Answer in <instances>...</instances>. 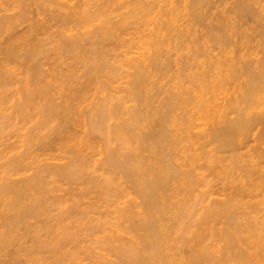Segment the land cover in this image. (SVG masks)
I'll use <instances>...</instances> for the list:
<instances>
[{
	"label": "bare ground",
	"instance_id": "6f19581e",
	"mask_svg": "<svg viewBox=\"0 0 264 264\" xmlns=\"http://www.w3.org/2000/svg\"><path fill=\"white\" fill-rule=\"evenodd\" d=\"M10 1L12 6H14L16 10L19 9V11L11 17L0 18V20L2 19V22L0 21L2 23L0 27L4 26L5 28V25L10 27L12 24L18 26L17 24L19 22L22 23L23 21L24 23V21L27 20V15L30 11L32 14V11L35 12L39 9L36 6H34L33 9V4L36 5V1H34L36 3H32V0H30L31 2L29 0ZM28 1L30 2L29 5ZM46 1L50 2L49 0ZM59 1L60 0H58V2ZM86 1L88 2V0H84V5H77L79 3L71 5L68 3L67 5L66 2L60 4L61 2L58 3L54 0L57 5H60H58L59 8L55 5L59 10H56L54 15L48 16L46 21L48 23L40 22L38 19H36V22H33L31 18L32 25L30 27L27 25L28 34L26 33L27 30H24L27 35L20 34L18 37L15 36L18 39L20 38V42H15L8 48L4 47L6 49L3 51L4 63L3 59L0 61V82L8 78L6 77L8 70L2 72V69L6 70L8 68L7 66H9V62H14L18 58H22V63L27 64L34 56H38V58H36L38 61L39 57H41V53L39 54V52H42L40 51L42 49V44L47 41V39L45 41L43 38L41 39L42 41H40V38L37 36L41 34L38 35V33H40V31L41 33L43 31L46 32L48 27L51 29L52 26L50 27L48 24L50 21H55L59 24L57 26L61 28L60 31L57 29L60 40H58L57 43L59 42L61 46H59V48L57 46L58 49L55 50L56 52L59 51L60 55L55 52V58L57 56V60H60L66 53V55H68H65L67 58L74 56L72 61H75L74 58L77 59V57L84 58L83 62L86 64L83 62L81 64L76 63L75 65L79 64L82 68L84 67L83 70H79L82 68L78 66V69L75 68L77 66L73 65L72 67L74 68L72 69L71 67L72 70L69 68L71 71L69 69V71L66 70L70 74L67 72L64 74V71H61L63 67H59L61 69L58 72L56 71V75L58 73L60 74V72L64 75H55L56 78L58 76L60 77L59 79L54 77V79L62 82L61 84L65 87L60 86L59 82L58 84L60 87L57 85L59 88H51L52 93L55 91L53 95L58 97H52L50 92L51 89H48L49 85H52L50 84L52 81L50 83L45 82L43 86L40 83L39 85L41 86L34 90L35 85L32 87L33 89L31 88L34 91L28 88L30 83H27V88L24 89V91H26L24 94L25 98H21L20 100L22 103L18 104V108H15L18 109L17 111L21 113L24 118V116L28 114H25V111L28 110V105L33 98H37L35 102L38 100L39 102L40 100L45 102L39 103L41 105L43 104L42 110L39 109V111L35 108L37 114L38 111L43 113H39L41 114L39 115L40 121L38 120L39 123H37L40 124L41 127H44V125L46 127V125H48L47 123L51 122V124H53L56 122L54 126H60L61 129L59 128L60 130L58 131L63 130L64 136L61 135L62 131L59 132V135L56 127L55 131L58 135L54 132L55 135H52L54 139H49V142H40L43 138L39 135L40 131L38 134L36 133L37 136H35L34 133V137L33 135L31 136L32 138L30 136L28 137H30L33 143V140L36 139L37 142V139L40 138V141L35 144V147L40 142L41 147H37L41 151H49V149L53 147L52 151L58 152L57 156L54 154L56 157H51V153L49 155L50 160L55 159L57 162L56 159H58L62 164H59V161L57 165L53 164L51 167L55 169L51 171H55L54 178L59 176L61 179L67 181L66 184H68V188L65 190L58 189L59 192L62 191L65 195L62 194V196L58 195L57 197L56 194V196L53 195L54 198H51L52 196L49 197L50 199L46 198L48 196L45 197V194L48 195V193H45L43 190L44 187L40 186L42 183L41 175L48 173L49 170L46 172V169H49L51 164H43L45 166H41V162L40 164H37L39 163L38 161L36 163L38 159H36V157L32 158V162H25L27 161L26 158L28 154L31 155V153H25V151L28 150L27 148L20 153L18 152V154L14 153L13 156H9V162L7 161L9 170L5 172V169L3 170L4 175L0 174L3 175L0 176V198L1 196L4 198L7 196L5 199H9L6 201L8 202L7 210L10 215L8 218L4 216L5 219L2 217L3 220L0 221L3 222V226H0V257L2 258L5 253L9 255L7 248H10V246L6 247L7 243L8 245H11L9 244L11 242H15L14 244L17 243L16 235L13 236L15 231L19 229L16 227L17 224L22 223V225H18V227H21L23 230L26 220L28 221L29 218L33 219L42 216L45 222L40 220L42 228L40 229L38 226L37 230L34 226L35 230H31V246L27 245L29 247L27 248L29 256L24 255L27 259L20 260L21 263L80 264L82 261L84 262L85 259L87 260L89 257L92 258L86 252L85 255L88 256H84L87 258L79 257L77 254L84 253L83 250L85 248L80 249L82 252H77V247H83L81 242H84L83 240L86 238H89V243L92 241L91 244H96V247L93 245L96 251H89L90 255L92 252L93 257L95 256L94 258H96V262L95 260L93 262L94 264H182L185 258L187 262L184 261L183 264H231V261L232 263L235 262L234 260H238V262L240 260L241 263L239 264H248L250 262L252 264L262 263L264 260V221L262 220V223H258L255 220L249 221L247 219L251 217L250 215L252 213L257 215L258 212V214H261L262 212L260 210H262V206L260 205L264 203V199H262L264 198V15L261 13L260 6V8H255V6L257 7L258 5L257 0H234L232 6L224 10L229 12V14H233L232 18L222 15L221 19H219L221 21H217L214 25H210V22H208L209 19L211 20L213 17V15L212 17L210 15L211 10L215 7L217 8L216 3L218 2L220 3L219 7H221V2L223 0H97L95 3L90 1L91 4H88V9L89 7L93 8H90L91 11H88L87 8V10L83 9ZM62 2H64V0ZM42 3L39 2L37 4H41L43 10L44 6L47 4L45 3L46 5H43ZM51 4L53 3L47 6L51 7ZM47 6L45 8L48 9ZM28 8L31 10L29 11ZM181 8L182 13L180 14ZM52 10L53 9H51V12ZM118 10H120V13ZM36 12L35 13L38 14L37 16H39L40 14L38 11ZM47 12L48 10H46V14L50 13ZM88 12H91L90 14L92 16L88 14ZM113 13H116L115 19L117 17L115 22H113L114 17H110ZM179 14L182 16L180 17ZM218 14L220 15L221 13ZM178 16L182 20V25L180 24L182 28H177V26H180L178 25L180 22H178V24L176 23V27L171 26L175 24L174 21ZM128 18L129 20L132 18V21L134 18V22H138L135 23V27L138 25L141 27L140 24L144 21L147 22L149 19L151 20H149L151 24H155V29H153L156 31L151 29L155 33V35L154 33L153 35L157 37L156 40L154 39L155 42H153L155 48L152 50L153 52L147 54V56L144 57L142 55L141 59H138V55L133 58L128 57L130 60L132 59V62L129 64L131 71L128 72L125 77V86L114 87L108 82V78H106L108 80L105 79L103 81L100 79L101 76L105 74L104 70H109V66L107 68L108 64H104L105 58L109 57L106 56L113 55L114 57H112V59L114 60L115 55H117L113 53L116 52V45L113 43L115 45V50L110 48L113 50L109 51V49H106L105 41L108 42V39L113 37L114 41H117L116 39L118 38L119 42L117 45L120 44L119 46L122 47V45L127 44L129 38L128 40L126 37L125 39L122 37L119 38L118 34H122V32H120L122 30L123 34L129 31V29H127V27L129 28L127 23ZM142 19L145 20L143 21ZM31 20L29 21L31 22ZM92 22H96L97 24L91 26ZM139 22L141 23L139 24ZM19 25L21 26V24ZM70 25L72 26L70 27ZM78 25H86L87 27L89 25L92 29L90 31L87 30V32L84 29L85 32L71 36L65 34L67 31L71 32V28L74 27L73 29H75ZM13 26L15 27V25H12V27ZM57 26L55 28H57ZM245 26L246 29L250 31V34L248 32V34L246 33L247 30L244 29ZM9 27L8 29H11ZM132 27L130 30H132ZM194 28H196L195 32H199L202 38L209 34L212 37H210L212 43L209 40L210 45H208L209 42L207 41V48H202L198 42V36L196 37L193 35V37H196L193 43L197 45L198 42L199 46H197L195 51L193 50L194 55L190 53L193 56L191 60H193L192 67L194 69H192L191 72L189 71L190 73L187 75H185L186 73H182L185 75H182L184 79L181 77L183 80L179 79L180 76H178V74L175 76V73L174 78L177 77L175 79L177 84H175L174 80H171L174 82L173 85L172 82H169L170 79H174L173 76H168L170 73L169 71L172 70L171 67H173L169 60L171 55L169 57L165 56H167V53L168 55L171 54L169 53L171 49L175 51L173 49L175 46L177 51L178 45L183 42L181 40L191 37L190 30L194 32ZM1 30L0 28V31ZM244 30L246 31L244 32ZM138 31L139 30L135 31V34L138 33ZM49 32L46 34L48 35ZM129 32L125 34H134L133 31L132 33ZM243 34H245V38L248 37L246 41L249 39L247 43L245 40L240 39L244 38L241 37ZM48 36L50 37L51 34ZM79 36H81V39L78 38ZM82 36L86 37V39L84 37L85 40L82 39ZM236 39H238V41ZM83 40H87V42L81 45V41L83 42ZM112 40L109 41V44L114 42ZM33 41L37 42L32 44ZM203 42L204 41H202V43ZM128 44L127 46L129 47L130 44ZM171 44L174 47L172 46L166 50L167 45L169 47ZM244 44L247 46H244ZM128 47L126 49L129 52L132 46H130L129 49ZM200 47L202 49H200ZM211 48L219 51V53L215 56L212 54V56L211 52L209 54L208 51V49L211 51ZM250 50L253 52H249ZM43 52L42 55L44 56L46 53L43 54ZM109 52H112V54H109ZM241 52H243L242 55ZM233 54L239 56L236 57ZM58 55L61 56L60 59H58ZM124 55L126 56V54H123V57H125ZM208 55H210V57ZM202 56L208 59L207 62L204 60L206 63L200 62L202 60L198 59ZM135 57L137 58L134 59ZM171 58L172 56L170 59ZM40 59L42 60L43 58ZM168 60L171 66L167 63ZM191 60L189 62H191ZM108 61H110V59ZM171 62L173 63L175 60ZM40 63V61L39 64L37 62L35 63L34 67H36V70H40ZM185 64L188 65L189 63L186 61ZM71 65L69 64V66ZM38 66L40 67L38 68ZM168 66L170 68L167 72ZM78 70L82 72L77 74ZM183 70L185 69L183 68ZM5 72L7 73L5 74ZM166 73L168 74L166 75ZM32 75L33 74H31V76ZM167 76L170 79H167ZM164 77L168 81H166ZM178 79L180 82H178ZM32 80L30 82H32ZM33 81L40 82L39 79ZM168 83H170V85ZM46 84H49L48 87ZM166 84L168 85L166 86ZM57 89L60 90V92L57 91ZM47 90H49L51 95L48 94L49 92ZM61 90L67 93H61ZM224 90L228 92L223 94L221 98L222 103H220L218 95H220L222 91L224 92ZM229 91L231 92L229 93ZM162 92L163 95L165 94L163 99ZM157 94L158 96H156ZM46 96L48 98H46ZM154 96L156 98H154ZM28 99L32 100L29 101ZM157 101L158 104L155 106L156 103L154 102ZM128 103L132 104L130 105ZM36 104H38V102ZM39 104L37 106L40 108L41 105L39 106ZM34 107L33 105V108ZM77 107H79V109H77ZM30 110H32V108ZM19 113H17V115ZM73 115H75V117L72 122L71 116L73 119ZM76 115L78 117L80 116V118L82 117V120L80 118L76 119L78 118ZM45 116L48 118L52 117L53 119H50L51 121L48 122L47 120L49 119L46 118L47 120L43 122V124H45L42 126L40 122L43 121L42 119H45ZM55 118H58L60 122ZM69 118L72 124H69ZM75 121L77 126H75ZM60 124H63L65 128L62 126L63 129ZM66 124L70 125V127L74 124L75 127H73L76 130L71 129ZM40 125L38 126L39 128ZM54 126H51L52 128L49 129L54 131L52 130ZM38 127L36 126L35 128ZM46 136L44 135V137ZM49 136H51V134L48 135V138H50ZM28 140L27 138V141ZM182 141L185 142L184 144H186L188 148H185L186 145L183 147ZM14 148L17 149L16 147ZM186 149L189 153L184 155ZM33 152L35 151L32 150V153ZM217 154L224 156L219 157ZM201 161L203 162L201 163ZM33 162L38 166H32ZM35 163L33 165H35ZM0 164L3 165V163ZM31 170V174L28 173L27 176H24L25 173ZM236 172H240V174H236ZM217 173H223L225 177L229 173H235V180L230 182H237L235 185H232L230 182H228L229 185L225 184L230 194H227L226 188L225 192L227 194V199L222 203L217 202L218 204L220 203L221 206H216L217 203L214 202L212 198L215 191L213 185H211V183L213 184V180H209V176L214 177V174L217 175ZM51 175H53L52 172ZM16 176L21 177L17 178ZM60 178L58 180H61ZM207 178L209 181H207ZM199 188L203 189L199 190ZM222 191L224 192V190ZM182 194L184 195L185 199H183L185 202L182 201ZM67 195H69V197H67ZM258 197L262 200L258 199L255 201ZM237 198L239 200H237ZM245 198H256L254 200L255 203L249 204L251 201L247 203L248 201L245 202L247 200ZM0 201L2 203L6 202L5 200L3 201V199H0ZM205 202L206 204L204 205ZM241 202H245V204ZM237 203L241 206H237ZM4 204L7 205L6 203H3V205ZM184 204L186 205L184 206ZM54 205L59 209L56 210L57 208L55 207L53 209ZM243 205L244 208H241ZM245 205L250 208V211ZM49 206L54 211H57L55 212V217L53 216L56 225L51 221V223L54 224L52 227L48 224V221H50V219L48 220V218H50L48 214L52 211L51 208V210L49 209ZM259 206L261 209H256L258 211L255 213V208ZM2 207L6 208V206ZM218 207L220 211L217 210ZM220 207L223 208L224 211L220 209ZM232 207H235L233 211L231 210ZM236 208L237 210L239 208H247L246 212L248 210L250 215L249 212L245 214L246 212L243 210L245 213H241V217L245 216L243 218L245 222L248 223H239L241 221L244 222V219L240 217L243 220H239L238 214L240 211H237ZM234 210L239 213L236 214L237 212ZM231 211L233 213L235 212V214ZM5 213L8 212L6 211ZM221 215L226 218L224 222V226L226 225L223 230L224 232L220 229L222 231L221 236L224 237L223 242H225V244H223L225 247L221 248L225 250L223 254L219 253H222L221 249H216L215 252L213 251L216 248L215 246H218L213 243L215 242L214 237L217 235L215 234V228L213 230V225L216 226L218 223V216ZM43 216L47 219H44L45 217ZM215 218H217V220ZM72 220H74V222ZM58 221L60 222L59 224ZM183 224L185 229L192 231V235L187 230L182 229V227H184ZM57 225L61 227L62 231L57 230ZM15 227L17 229H15ZM53 227L56 228L54 229ZM50 228L52 230L48 231ZM193 228H195V230H193ZM202 228L204 231L201 230ZM53 229L58 231L56 234H60V236L54 234ZM182 230L183 232L186 231V233L183 234ZM212 231L215 235L212 234ZM33 232L35 235H33ZM52 232L55 237L58 236L56 237L57 239L54 236L52 237ZM187 232L191 236L188 235ZM218 233L220 234V232ZM11 234L13 235L11 236ZM39 234H44L45 238L43 237L44 239L40 240L42 239L40 237L43 235ZM245 234L247 236H245ZM187 235L190 239L193 237L191 240L195 242L192 243ZM209 236L213 238L210 240ZM46 237L48 240H46ZM94 237L95 239H93ZM218 237H220V235ZM91 238L93 240H91ZM204 238L210 241V244L207 245L208 247H203L204 245L202 242L207 241H203ZM8 240L10 242H8ZM188 240H190V243ZM88 242L86 243L88 244ZM18 244L19 245H16L19 251H17L16 248V251H14L15 249L13 247L10 248L12 250L14 249L12 253L16 252L17 254V257L15 253L13 254L17 258L15 261H19L18 257L21 258V256H18V254L20 252L22 253V246L20 243ZM186 245L190 248H187ZM3 247L6 248L4 249L6 250L4 254ZM184 249H188V251L185 250V252L183 251ZM233 249L235 251H232ZM40 250L46 252L45 254L51 255L42 257V254H39ZM87 250H89L88 246ZM216 251H219L218 253L221 257L223 256V260L225 256L227 258L231 257L232 260L230 261L228 258L229 262L226 261L227 259L224 260V263H222V261L221 263L217 262L216 254H214ZM95 252L96 254L94 255ZM97 252L100 253L97 254ZM12 253L10 254L11 256ZM23 254H25L24 251ZM183 254L186 255L184 259H182ZM218 256L217 258L220 257ZM1 258L0 261H3ZM261 258L263 260H261ZM15 261H7L6 263L3 261V264H18L13 263ZM0 264L2 263L0 262Z\"/></svg>",
	"mask_w": 264,
	"mask_h": 264
},
{
	"label": "rangeland",
	"instance_id": "374dc122",
	"mask_svg": "<svg viewBox=\"0 0 264 264\" xmlns=\"http://www.w3.org/2000/svg\"><path fill=\"white\" fill-rule=\"evenodd\" d=\"M5 1V2H4ZM10 2V4H11V1L10 0H0V18H5V17H11L12 15H14V14H16V13H18V11H19V9H15L14 8V6H12V4L10 5L9 4V2ZM15 1V0H14ZM30 1V0H29ZM28 1V5H29V3L31 2H29ZM33 2L32 3H42V2H44V3H42L43 5L46 3L47 4V2L48 1H46V0H32ZM34 1H36V2H34ZM50 2H48V6H49V4L50 3H53V4H51V7H48L46 4V6L48 7V9L47 8H45L46 6H44V8H45V12H46V10H48V12H50V13H48V14H46L45 12H44V8H43V10H42V7L43 6H41V4H37L36 3V5H34L33 4V9H34V6H36L37 8H39L40 10H42L43 12H44V14H43V12L42 11H40L39 9H37L36 11H38V13L40 14L39 16H37L38 14H36L34 11H32V14H31V9H29V11H30V13H28V15H27V20H25L24 21V23H23V21H22V23L21 22H19L17 25L18 26H16V24H12V25H15V27L13 28L12 27V25L9 27V26H7V25H5L6 27L4 28V26H2V27H0L2 30V32L0 31V61H2L1 59H3V51H5L6 49V47L8 48L11 44H13V43H15V42H17L18 43V41L20 40V38L18 39V38H16L15 36H19L20 34H25V35H27L28 34V26L30 27L32 24V20H33V22H36L37 20L36 19H38V20H40V22H45V23H48V22H46L47 21V18H48V16H52V14L54 15V13H56L55 11L56 10H59V9H57L56 8V6L55 5H57L56 4V2H58V0H56V2H54V0H49ZM63 0H60L58 3H60V4H63V3H67V5H68V3H69V5H71V4H77V3H79V4H77V5H84L83 4V2H84V0H82V1H80V0H64V2H62ZM70 1V2H69ZM90 1L91 2H94L95 3V1H97V0H88V2L86 3L85 2V6L83 7V9H85V10H87L88 8V4L90 3ZM119 1H121V0H119ZM148 1H150V0H148ZM177 1H179V0H177ZM180 1H182V0H180ZM233 1L234 0H223L222 2H221V7H219V5H220V3L218 2V3H216L217 4V8H218V10H217V8L215 9H212L211 10V17H212V15H213V17L211 18V20L209 19V21L208 22H210L209 24L210 25H214V23H216L217 21L219 22V21H221V20H219V19H221V17H222V15H224V16H226V17H228L229 16V18H232V16H233V14H229V12H227V11H224V10H227V9H229L231 6H232V3H233ZM228 2V3H227ZM257 2H258V5H257V7L255 6V8H258L259 6L261 7H259L260 9H261V13H263V15H264V4H263V2H264V0H260V1H258L257 0ZM32 3H31V6H32ZM91 4V3H90ZM89 4V5H90ZM260 4V5H259ZM39 5V6H38ZM59 5V4H58ZM58 5H57V7H58ZM177 5H179V4H177ZM176 5V6H177ZM181 5H182V3H181ZM12 6V7H11ZM60 6V5H59ZM92 6H93V3H92ZM216 6V5H215ZM53 7V8H52ZM224 7V8H223ZM2 8V9H1ZM32 8V7H31ZM54 8H55V10H54ZM59 8V7H58ZM87 8V9H86ZM93 9L92 7H89V9H88V11H91V9ZM4 9V10H3ZM32 9V10H33ZM36 9V8H35ZM50 9V10H49ZM51 9H53L52 10V12H51ZM82 9V10H83ZM180 10V9H179ZM119 11V13H120V10H118ZM118 11H117V13H118ZM215 11V12H214ZM122 12V11H121ZM123 12H124V10H123ZM224 12V13H223ZM91 12H88V14H90ZM182 13V8H181V10H180V14ZM218 13H221L220 15L218 14ZM223 13V14H222ZM227 13V14H226ZM34 14V15H33ZM45 14H46V16H45ZM114 14V13H113ZM113 14H112V16H110V17H114V20H113V22H115L116 20H117V17H116V19H115V16H116V13L114 14V16H113ZM179 14V16L181 17L182 15H180ZM216 14V15H215ZM91 15V14H90ZM219 15V16H218ZM29 16V17H28ZM31 16V17H30ZM89 16V15H88ZM92 16V15H91ZM179 16L177 17V19L179 18ZM215 17V18H214ZM31 18H32V20H31ZM103 18V17H102ZM93 19V18H92ZM149 19V18H148ZM175 20L174 21V23L175 24H173V25H171V26H175L176 27V25L178 24V22H180L178 25H180L182 22V20H181V18H179L178 20ZM214 19V20H213ZM29 20H31V22L29 21ZM35 20V21H34ZM112 20V19H111ZM143 20V19H142ZM145 20V19H144ZM143 20V21H144ZM150 20V19H149ZM149 20H147V22L146 21H144V22H139V24H140V26L141 27H139V25L138 26H136V27H139V28H136L135 27V23H138V22H134V18H133V21H132V18H130V20H129V18H128V21H127V23H128V25H129V28L127 27V29H129V31L132 33V31H133V33L135 34V31H137V30H139L138 31V33H136L135 35L133 34V35H129V34H125V33H128L129 31H126V32H124V34H123V30L122 31H120V32H122V34L121 33H119L118 35H119V38L120 37H122V38H124L125 39V37H126V39L128 40V38H129V41H128V43L130 44V46H132L131 47V49H129L130 48V46L128 47L127 46V44H124V45H126V46H124V45H122V47L121 46H119V45H117L118 44V42H119V40H118V38L116 39L115 38V36L117 35H115L114 36V38L117 40V41H114V39H113V37H110L109 39H108V42L107 41H105V45H106V49H109V51H111V50H113L114 49V47H115V45H116V47H115V51L117 52L118 51V49H119V53L117 52H113L114 53V55L115 54H117V55H115V58H114V60L112 59V57H114L113 55L111 56V55H107L106 57H108V58H105L106 60H104L105 62H104V64H108L107 65V68H108V66H109V70L108 71H106V70H104V76L102 75L101 76V80L103 81V80H105L106 78H108L109 79V81L108 82H110L111 83V86H114V87H122V86H125L124 85V81L126 80L125 79V77H126V75H127V73L128 72H130L131 71V69L129 68L130 66H129V64L132 62V59L130 60V58H128V57H134V56H137L138 55V59L140 58L141 59V56L143 55L144 57L145 56H147V54H150L151 52H153L152 50L155 48V46H154V44H153V42H155V40H156V36H154L155 35V33H154V31H156V30H154L155 29V24L153 25V24H151V22H149ZM213 20V21H212ZM1 22H2V19L0 20ZM132 21V22H131ZM151 21V20H150ZM215 21V22H214ZM0 22V24H2ZM39 22V21H38ZM28 23V24H27ZM52 25H51V24ZM55 23V24H54ZM134 23V24H133ZM146 23V24H145ZM177 23V24H176ZM19 24H21V26L19 25ZM97 23L95 22V23H93L92 22V24H91V26H93V25H96ZM132 26H134L135 28H136V30H135V28L134 27H132ZM145 24V25H144ZM153 25V26H151V25ZM28 25V26H27ZM46 25V24H45ZM48 25H50V27H51V29H49V27H48V29L46 30V32H42L41 33V31H40V33H38V35L39 34H41V35H39V36H37L38 38H40V41H42L41 39L43 38L45 41H46V39H47V41L45 42L46 43V45H45V43H43L42 44V49L44 50V52H43V50L41 49L40 51H42L43 52V54L44 53H46L45 55L47 56H43L42 55V52H39V54L41 55V57H39V59H38V61H37V59L36 58H38V56L37 57H33L32 58V62L30 61H28L29 63H27V64H25V63H22V58H18L16 61H14V62H7L8 63V65L9 66H7L8 68L5 70H3L2 69V72L3 71H7L8 72V74H6L7 72H5V74L7 75L6 77H8L7 79L5 78L4 79V81L3 82H0V128H1V130H0V153H1V155H0V163H3V165L2 164H0V174H3L4 175V171L3 170H5V172L7 171V170H9V165H8V163H7V161L9 162V156L11 155V156H13L14 155V153L15 154H18V152L20 153V152H22V151H24L26 148L28 149L27 151H25V153H31V155H29L28 154V157L26 158L27 159V161H25V162H32L33 161V159L32 158H35L36 157V163H37V161L39 162V163H37V164H40V162H41V166H45V165H43V164H46V165H50V167L53 165V164H58L59 162H60V160H58V159H56L57 160V162L55 161V159L53 160V159H51L50 160V156L51 157H56L57 155H58V152H56V151H52V149H53V147L52 148H50L51 149V151H50V149H49V151L47 152V151H45V152H43V151H41L40 149H38V147L37 146H39V147H41L40 146V142H44V141H46V142H49L48 140L50 139H52L53 138V136L52 135H55V133L54 132H56L55 131V128L57 129V132L59 133V132H61L62 131V136H64V131L63 130H61V131H58V130H60L61 128H60V126L58 127V125L55 127L54 125L56 124V122H52L53 124H51V122H49V121H51L50 119H53L52 117L51 118H48L47 116H45V119H42L43 121L42 122H40L41 124H42V126L45 124H43V122L45 121V120H47V119H49V120H47L49 123H47V121H46V123L48 124V125H46V127H45V125H44V127L46 128H44V127H41V125L40 124H38L39 122H38V120H39V115H41V114H43V113H41V112H39L40 110L39 109H41L42 108V106H43V104L41 105V104H39V103H41L42 101L40 100V102H39V100L38 101H36L35 102V100H37V98L35 97V99L33 98V100L32 99H28L29 101H31L30 102V107H29V105H28V110H26L25 111V114H27V115H25L24 113H22V114H24L25 116H27V117H25L24 116V118H23V115H21V113H19L17 110L18 109H15L17 106H18V104L19 103H22L21 102V98L22 99H24L25 97V93H26V91H24V89L25 88H27V85H28V88L29 89H31L32 87H34L35 85V87H34V90L38 87L39 88V86H43V84H45V82H51L50 84H52V85H49V88L48 89H51V88H59L60 86H63L61 83L62 82H60V81H56V79H59V77L61 76L60 74H63L62 72H60V76H58L57 78H56V76L58 75H56V73L63 67V69H61V71H64V74L67 72V71H69L70 69H71V67L74 65V66H77V67H75V68H78V66H79V64H77V65H75L76 63H82L83 61H84V58H82V57H77V59L76 58H74L75 59V61H72V59H73V57H69V58H67L66 56H68V55H66V53H65V55H63L64 57L62 58V59H60V57L61 56H59L60 55V52L59 51H55V50H57L58 48H59V46H61L60 45V43L58 42L57 43V41L59 40V35H58V33H57V29H59V31H60V26H57V25H59L58 23H56L55 21H50L49 22V24ZM144 25V26H143ZM146 25H147V27H146ZM150 25V26H149ZM182 25V24H181ZM177 26V28H179V27H181L182 28V26ZM1 26V25H0ZM47 26V25H46ZM57 26V28H55ZM72 25H70V27H71ZM91 26H89L88 25V27L85 25H78V26H76V28L75 29H73L74 27H72L71 29H72V31L71 32H69V31H67V32H65V34L67 35V36H71V35H76L77 33L78 34H81V33H83V32H85V30H86V32H87V30L88 31H90L92 28H90ZM252 26V25H251ZM8 27L9 28H11V29H8ZM59 27V28H58ZM132 27V30H130V28ZM146 27V28H145ZM79 28H80V30H79ZM87 28V29H86ZM148 28V29H147ZM154 28V29H153ZM172 28V27H171ZM174 28V27H173ZM248 28V27H247ZM6 29H8V30H6ZM85 29V30H84ZM125 29V28H124ZM126 29V30H127ZM151 29H153V30H151ZM176 29V28H175ZM195 29L196 28H194V32L192 31V30H190L189 32L191 33L190 34V36L191 37H189L188 39L186 38L185 40L183 39V40H181V41H183V42H181V44H179L178 45V47H177V51H176V46H175V48H173L175 51H173L172 49H171V51L169 52V53H171V54H169L168 55V53H167V56H165V57H169L170 55L172 56V58L170 59V57H169V60H170V63L172 64V66L173 67H171L172 68V70H170L169 72V74L168 73H166V75L168 74V76L170 77V76H173V78H174V74H175V76L178 74V76H180L179 77V79H181V80H183L184 79V77L183 76H185V75H187L188 73H190L191 71H192V69H194L193 67H192V62H193V60H191V58L193 57L191 54H193L194 55V51L197 49V46H198V42H199V44H200V46L202 47V48H207L206 46H208V45H210V42H211V36L209 35V34H207V35H205V37H203L202 38V36L200 35V33L199 32H195ZM244 29H246V26L244 27ZM5 32H4V31ZM27 30V34L25 33V31ZM74 30V31H73ZM146 30V31H145ZM150 30V31H149ZM174 30V29H173ZM241 30H243V29H241ZM247 30V31H246ZM246 30H244V32L246 31V33L248 32L249 34H250V31L248 30V29H246ZM23 31V32H22ZM49 32V34L48 35H50L51 34V36L49 37L46 33H48ZM125 31V30H124ZM152 31V32H151ZM8 32V33H7ZM129 32V33H130ZM241 32H243V31H241ZM5 33V34H4ZM45 33V34H44ZM57 33V34H56ZM143 33V34H142ZM153 33H154V35H153ZM247 33V34H248ZM246 34V35H247ZM44 35V36H43ZM66 35H64V36H66ZM127 35V36H126ZM193 35L194 36H198V42H197V45H196V43H193V40H194V38H196V37H193ZM244 35L245 34H243V35H241V37H244ZM58 36V37H57ZM90 36V35H89ZM136 36V37H135ZM141 36H142V38H141ZM201 36V37H200ZM22 37V36H21ZM84 36H82V39H86V37H84ZM149 37V38H148ZM211 37V38H210ZM10 38V39H9ZM37 38V39H38ZM78 38H80L81 39V36H79ZM77 38V39H78ZM113 40H112V39ZM132 38V39H131ZM138 38V39H137ZM151 38H152V40H151ZM248 37H244V38H240V39H243V40H245L246 41V39H247ZM15 39H17V40H15ZM50 39V40H49ZM84 39V40H85ZM137 39V40H136ZM141 39V40H140ZM155 39V40H154ZM204 39V40H203ZM239 39V40H240ZM83 40V42L81 41V45L82 44H86V42H87V40L86 41H84ZM110 40H112V41H114V42H112L111 44H109V41ZM131 40H133V41H131ZM154 40V41H153ZM209 40H210V42H209ZM237 41H238V39H236ZM249 40V39H248ZM247 40V41H248ZM60 41V40H59ZM151 41V42H150ZM202 41H204L203 43H202ZM209 42V44H208V42ZM247 41H246V43H247ZM12 42V43H11ZM20 42V41H19ZM34 42H37V41H33L32 42V44H35ZM51 42V43H50ZM107 42V43H106ZM117 42V43H116ZM132 42V43H131ZM134 42V43H133ZM241 42H243V41H241ZM80 43V42H79ZM115 45H114V44ZM147 43H148V45H147ZM212 43V42H211ZM245 43V44H246ZM57 44V45H56ZM128 44V45H129ZM134 44V45H133ZM206 44H208V45H206ZM244 44V46H247V45H245ZM49 45V46H48ZM56 45V46H55ZM175 45V44H174ZM182 47H181V46ZM212 45V44H211ZM57 46H58V48H57ZM110 46H112V47H110ZM119 46V47H118ZM173 45L171 44L169 47H168V45H167V47H166V50H167V48H170V47H172ZM195 46V47H194ZM244 46H243V48H244ZM5 47V48H4ZM118 47V48H117ZM128 47V49H129V52H128V50L126 49ZM174 47V46H173ZM199 47V46H198ZM200 47V49H202ZM212 47V46H211ZM22 48V47H21ZM110 48H113V49H110ZM152 48V49H151ZM164 48V47H163ZM195 48V49H194ZM246 48V47H245ZM188 49V50H187ZM214 48H211V51L208 49V51H209V54H210V52H211V55L213 54L214 56L215 55H217L218 53H219V51H217V50H213ZM229 49V48H228ZM227 49V50H228ZM165 50V51H166ZM169 50V49H168ZM194 50V51H193ZM48 51V52H47ZM127 51V52H126ZM180 51V52H179ZM183 51V52H182ZM213 51V52H212ZM244 51V50H243ZM245 51H246V49H245ZM244 51V52H245ZM20 52V51H19ZM57 54H59L58 56V59H60V60H57V56H56V58H55V54L56 53ZM59 52V53H58ZM112 52L110 53L109 52V54H112ZM123 52V53H122ZM124 52H126V53H124ZM166 52H168V51H166ZM187 52V53H186ZM249 52H253L252 50H250ZM35 53V52H34ZM37 53V52H36ZM128 53V54H127ZM191 53V54H190ZM16 54H18V53H16ZM20 54V53H19ZM38 54V55H39ZM69 54V53H68ZM123 54H126V56L125 57H123ZM174 54V55H173ZM243 54V52H241V55ZM39 55V56H40ZM72 55V54H71ZM212 55V56H213ZM233 55H235V54H233ZM232 55V56H233ZM260 55V54H259ZM70 56V55H69ZM110 56H111V58H110ZM140 56V57H139ZM185 56V57H184ZM209 57H210V55H208ZM236 57L237 56H239V55H235ZM127 57V58H126ZM175 57V58H174ZM40 58H43L42 60L40 59ZM137 57H135L134 59H136ZM204 58V59H203ZM208 58V57H207ZM35 59V60H34ZM110 59V61H108ZM119 59V60H118ZM199 60H202V61H200V62H204V63H206L207 61H208V59H206L205 57H201V58H198ZM18 60H20V61H18ZM34 60V61H33ZM68 60H69V62H68ZM117 60V61H116ZM127 62H126V61ZM169 60L167 61V63L169 64ZM173 60H175V62H171V61H173ZM191 60V62H189ZM199 60H197V61H199ZM206 62H205V61ZM18 61V62H17ZM39 64V61L41 62L40 64H41V67L40 66H38V68L40 69V70H36V67H34L35 66V63L36 62ZM116 61V62H115ZM129 61V62H128ZM186 61H187V63H189L188 65L187 64H185L186 63ZM25 62V61H24ZM62 62V63H61ZM3 63H4V59H3ZM7 63H6V65H7ZM61 63V64H60ZM83 63H85V62H83ZM114 63V64H113ZM126 63H128V64H126ZM198 63V62H197ZM68 64V65H67ZM69 64L71 65V66H69ZM86 64V63H85ZM111 66H110V65ZM121 64V65H120ZM176 64V65H175ZM194 64V63H193ZM5 65V66H6ZM65 65V66H64ZM170 65V64H169ZM67 66H69V67H67ZM171 66V65H170ZM186 66V67H185ZM189 66V67H188ZM191 66V67H190ZM194 66V65H193ZM59 67H61V68H59ZM79 67H81L82 68V66H79ZM195 67V66H194ZM35 68V69H34ZM37 68V69H38ZM50 68V69H49ZM58 68V69H57ZM64 68H66V69H64ZM70 68V69H69ZM74 67H72V69H73ZM84 68V67H83ZM83 68L82 69H79V70H83ZM106 68V69H107ZM170 67L168 66V68H167V72H168V69H169ZM178 68V69H177ZM183 68L185 69V70H183ZM190 68H191V70H190ZM11 69V70H10ZM33 69V70H32ZM69 69V70H68ZM71 69V70H72ZM188 69V70H187ZM11 71V74H10V71ZM34 70H36V71H34ZM67 70V71H66ZM70 70V71H71ZM78 70V72H77V74H79V72H82V71H79ZM182 70H183V72H182ZM195 70H196V68H195ZM194 70V71H195ZM42 71V72H41ZM57 71V72H56ZM75 71H76V69H75ZM111 71V72H110ZM185 71V72H184ZM190 71V72H189ZM193 71V72H194ZM126 72V73H125ZM179 72V73H178ZM67 73H69V72H67ZM108 75H107V74ZM182 73H186L185 75L184 74H182ZM31 74H33L32 76H31ZM40 75V76H37V75ZM63 74V75H64ZM70 74V73H69ZM76 74V75H77ZM170 74H172V75H170ZM180 74V75H179ZM43 75V76H42ZM49 75V76H48ZM56 75V76H55ZM68 75V74H67ZM107 75V76H106ZM183 75V76H182ZM12 76V77H11ZM29 76V77H28ZM106 76V77H105ZM167 76V79L169 78ZM9 77H11V78H9ZM37 77V78H36ZM38 77H41V78H38ZM47 77V78H46ZM54 77L56 78V79H54ZM105 77V78H104ZM115 77V78H114ZM181 77H183V79L181 78ZM104 78V79H103ZM172 78V77H171ZM177 77H175L174 79H170V81L169 82H172L173 83V85H174V82H175V79H176ZM20 79V80H19ZM36 80V79H39L40 80V82H38V81H33V80ZM108 79H106V80H108ZM117 79V80H116ZM164 79H166L165 77H164ZM166 79V81H168ZM179 79H178V82H180L179 81ZM29 80V81H28ZM32 80V82H30ZM42 80V81H41ZM48 80V81H47ZM171 80H174V82L173 81H171ZM44 81V82H43ZM55 81V82H54ZM78 81H80V80H78ZM112 81V82H111ZM162 81V80H161ZM26 82V83H25ZM34 82V83H33ZM35 82H38V83H35ZM57 82V83H56ZM60 82V86H59V83ZM114 82V83H113ZM165 82V81H164ZM163 82V83H164ZM3 83V84H2ZM28 83V84H27ZM41 83V85H39ZM162 83V82H161ZM166 83V82H165ZM165 83H164V85H165ZM27 84V85H26ZM31 84H34V85H31ZM113 84V85H112ZM169 85H170V83H168ZM168 84H166V86L168 85ZM175 84H177L176 82H175ZM18 85V86H17ZM38 85V86H37ZM47 85V84H46ZM46 85H44V86H46ZM48 85H47V87H48ZM59 87H58V86ZM65 85V84H64ZM31 86V87H30ZM50 86H52V87H50ZM57 86V87H56ZM165 86V87H166ZM63 87H65V86H63ZM169 87V86H168ZM112 88V87H111ZM29 89H28V91H29ZM33 89V88H32ZM31 89V90H32ZM62 89V88H61ZM114 89V88H113ZM167 89V88H166ZM21 90V91H20ZM27 90V89H26ZM34 90H32V91H34ZM54 90H56V89H54ZM62 90H64V89H62ZM61 90V93L62 92H64V91H62ZM48 92H49V90H47ZM57 91H59L60 92V90H58L57 89ZM22 92H24V93H22ZM47 92V93H48ZM50 92H51V94H50ZM48 94H50L52 97H54L55 95H53L54 94V92L52 93V89H51V91H50ZM226 91L224 90V92L222 91V93H220V95H218L219 97V102L220 103H222V100H221V98L223 97V94H226L225 93ZM231 91H229V93H230ZM64 93H67V92H64ZM2 94V95H1ZM161 94V93H160ZM221 94H222V96H221ZM48 96V97H51V96ZM117 95H122V94H117ZM116 95V96H117ZM162 95H163V92H162ZM46 96V98H48ZM156 96H158V94L156 95ZM165 96V94L162 96V99H163V97ZM24 97V98H23ZM38 97V96H37ZM41 97V96H40ZM55 97H58V96H55ZM39 98V97H38ZM42 98V97H41ZM154 98H156L155 96H154ZM159 98H160V95H159ZM19 100V101H18ZM45 100H47V99H45ZM155 100H158V99H155ZM23 101V100H22ZM57 101V100H56ZM153 101H154V99H153ZM159 101V100H158ZM158 101L157 102H154V103H156V105L155 106H157V104H158ZM26 102V101H25ZM28 102V101H27ZM34 102V103H33ZM38 102V104H39V106H40V108L37 106L38 104H36ZM218 102V101H217ZM23 103H24V101H23ZM32 103V104H31ZM42 103H45V102H42ZM154 103H153V106H154ZM128 104H130V103H128ZM127 104V105H128ZM132 104V103H131ZM130 104V105H131ZM25 105V104H24ZM33 105L35 106L34 108H33ZM45 105V104H44ZM80 105V104H79ZM84 105V104H83ZM129 105V106H130ZM81 106V105H80ZM149 106H152V105H149ZM82 107V106H81ZM18 108V107H17ZM26 108V107H25ZM24 108V109H25ZM32 108V110H30ZM35 108H36V110H39L38 111V114L36 113V110H35ZM77 109H79V107H77ZM76 109V110H77ZM81 109V108H80ZM150 109H153V108H150ZM42 110V109H41ZM79 111V110H78ZM77 111V112H78ZM19 113L18 115H20V116H18L17 115V113ZM34 112V113H33ZM39 113H41V114H39ZM37 116H36V115ZM77 114V113H76ZM3 115V116H2ZM17 115V116H16ZM78 115H79V113H78ZM44 116V115H43ZM42 116V117H43ZM77 116V115H76ZM55 117V116H54ZM74 117H75V115H73V119H72V116H71V121L73 122V120H74ZM78 117V116H77ZM8 118H11V119H8ZM47 118V119H46ZM80 118V116L78 117V118H76V119H79ZM55 119H57V121H59L60 122V120H58V118H55ZM81 120H82V117L80 118ZM11 120V121H10ZM69 121V124L71 123L72 124V122H70V118L68 119ZM81 120H79V121H81ZM40 121V120H39ZM77 121V120H76ZM76 121L74 122V123H76ZM38 122V123H37ZM58 122V123H59ZM2 123V124H1ZM35 123H37L36 125H34ZM77 123H78V121H77ZM77 123H76V125L75 126H77ZM80 124V123H79ZM78 124V125H79ZM1 125H3V126H1ZM40 125V128L43 130H41L38 126ZM50 125V126H49ZM61 125V124H60ZM66 125H68V124H66ZM65 125V126H66ZM38 127V128H35V127ZM54 126V128L52 129V130H54V131H51L49 128H52V127ZM63 126V124L61 125V127ZM69 127H70V125H68ZM67 126V127H68ZM73 126H74V124H73ZM73 126H71L70 128L71 129H73V130H76ZM33 127V128H32ZM64 127V126H63ZM62 127V128H63ZM73 127V128H72ZM3 128V129H2ZM60 128V129H59ZM65 128V127H64ZM63 128V129H64ZM77 128V127H76ZM31 129V130H30ZM35 129V130H34ZM45 129V130H44ZM71 129H69V130H71ZM8 130V131H7ZM22 130V131H21ZM66 130V129H65ZM38 131V132H37ZM39 131H40V133H39ZM49 131V132H48ZM67 131V130H66ZM51 132V133H50ZM56 132V133H57ZM15 133V134H14ZM30 133H31V135H30ZM35 133V136H37L36 135V133L38 134L39 133V135H40V137H43L44 139H46V140H44L43 138H42V140L40 141V138L39 139H37L38 141H40L39 142V144L38 145H36V147H35V144L38 142H36V139L35 140H33L34 141V143L30 140V137L33 135ZM51 134V136H49L50 138H48V135H50ZM58 133H57V135H58ZM38 135V136H39ZM43 135V136H42ZM44 135L46 136V137H44ZM59 135H60V133H59ZM25 136V137H24ZM28 136H30V137H28ZM33 137H34V135H33ZM24 138V139H23ZM26 138V139H25ZM27 138L29 139L28 141H30V142H28L27 141ZM32 138V137H31ZM37 138V137H36ZM48 138V139H47ZM54 139V138H53ZM25 140V141H24ZM45 142V143H46ZM31 143V144H30ZM185 142H183L182 141V145H183V147H185L184 145H186V144H184ZM27 146H25V145ZM43 144V143H42ZM10 145V146H9ZM12 146V147H11ZM19 146V147H18ZM32 146V147H31ZM9 149H8V148ZM14 147H16L17 149H15ZM21 147V148H20ZM30 148V149H29ZM185 148H188V146L186 145V147ZM38 149V150H37ZM32 150L33 151H35V152H33L34 153V155H33V153H32ZM56 150V149H55ZM182 150H183V148H182ZM185 150V149H184ZM38 152V153H37ZM41 152H43V153H41ZM54 152V153H53ZM183 152V151H182ZM185 152V151H184ZM8 153V154H7ZM52 153V154H51ZM57 153V154H56ZM186 153H189V151L186 149V152L184 153V155H186ZM4 154H5V156H4ZM36 154H37V156H36ZM43 154V155H42ZM51 154V155H50ZM56 156H55V155ZM3 155V156H2ZM27 155V154H26ZM39 155V156H38ZM42 155V156H41ZM50 155V156H49ZM183 155V154H182ZM217 156H224V155H220V154H217ZM30 157V158H29ZM40 157V158H39ZM183 157V156H182ZM3 158V159H2ZM29 158V159H28ZM5 159V160H4ZM8 159V160H7ZM43 159H44V162H43ZM48 159V160H47ZM2 160V161H1ZM29 160V161H28ZM53 160V161H52ZM55 161V162H54ZM59 161V162H58ZM203 161H201V163H202ZM35 162H33V164H34ZM35 163V165H33L32 163H30V164H32V166H35L36 167V164ZM59 164H62V162H60ZM227 164V163H226ZM7 168H6V167ZM38 166V165H37ZM5 167V168H4ZM50 167H49V169H46V172H47V170H49L50 171V174H49V171H48V173H44V174H42L41 175V184H40V186H43L44 187V191H45V193H48V195L47 194H45V197L46 196H48V197H46V198H48V199H50L49 197H51V198H54L53 197V195L54 196H56V194H57V197H58V195H61L62 196V194H64V192H62V191H60L59 192V190H65V189H67L68 188V184H66L67 183V181H65V180H63V179H61L59 176H57V177H55L56 179L59 177L61 180H56L55 178H54V172L53 171H51V170H54L55 168H53L52 169V167H51V169H50ZM3 173H2V172ZM31 172H32V170L29 172H27V173H25V175L24 176H27V174L29 173V174H31ZM51 172H52V174L53 175H51ZM240 174V172H236V174ZM235 174V173H234ZM234 174H232V173H229L228 175H226V177H225V174H223V173H220V174H218L217 173V175H215L214 174V177H212V176H209V180H213L212 182H213V184L211 183V185H213V189H214V191H215V194H214V196H212V198L214 199V202H224L226 199H227V194H230V192L228 191V188H227V185H225V184H228L229 185V183L228 182H230V181H232V180H235V175ZM3 175H0V176H3ZM223 175V176H222ZM232 176V177H230V176ZM216 176V177H215ZM234 176V177H233ZM17 178H20L21 176H16ZM15 177V178H16ZM232 178V179H231ZM224 179V180H223ZM56 180V181H55ZM208 180V178H207V181H209ZM237 180V179H236ZM58 181V182H57ZM47 182V183H46ZM62 182V183H61ZM65 183V184H64ZM230 183H232V185L234 184L235 185V183H237V182H235L234 181V183L233 182H230ZM47 184V185H46ZM216 184V185H215ZM226 187H225V186ZM231 185V184H230ZM61 186V187H60ZM42 187V188H43ZM223 187V188H222ZM231 187V186H230ZM57 188V189H56ZM227 188V189H226ZM59 189V190H58ZM200 189H203V188H199V190ZM224 190V192L222 191V190ZM227 190V194H226V190ZM230 189V188H229ZM56 190V191H55ZM48 191V192H47ZM58 191V192H57ZM230 191H231V189H230ZM229 192V193H228ZM74 193H76V192H74ZM223 194V195H222ZM65 195V194H64ZM63 195V196H64ZM60 196V197H61ZM7 197V196H6ZM5 197V198H6ZM67 197H69V195H67ZM186 197V196H185ZM223 197H225V198H223ZM3 196H1V200L3 199V201L5 200H9V199H5ZM184 198V195L182 194V199ZM185 199V198H184ZM184 199L182 200L183 202H185L184 201ZM239 199H240V197H239ZM238 198H237V200H239ZM242 199V198H241ZM245 199H247L245 202H247V203H249L250 201V203L249 204H254L255 203V201H257L258 199L259 200H262V199H264V198H262V199H260L259 197L256 199V198H251V199H248V198H245ZM244 199V200H245ZM256 199V200H255ZM255 200V201H254ZM3 202V203H8V202ZM241 201H243V200H241ZM245 202H241V203H244L245 204ZM254 202V203H253ZM3 203L0 201V210L3 212H1L0 211V215H3V216H0V221H2L3 219H2V217H7L8 218V216L10 217V215H9V211L7 210V207H8V204L7 205H3ZM188 203V202H187ZM246 203V204H247ZM1 204H2V206H6V208L4 207H2L1 206ZM206 204V202L204 203V205ZM218 204V203H217ZM216 204V206H221V204L219 203L218 205ZM233 204H236V203H233ZM186 204H184V206H185ZM188 205H189V203H188ZM183 206V207H184ZM237 206H239L238 205V203H237ZM241 206V205H240ZM239 206V207H240ZM245 206H247V205H245ZM260 206H262V210H260L262 213L261 214H258V212H257V215L256 214H254V213H252L251 215H250V208L248 207V210H247V212H246V209L247 208H245V209H238L237 210V208H236V210L237 211H240V213L239 212H237L236 210H234L235 212H237L236 214H238V217H239V220L241 219V218H243V217H245V216H243V217H241V213H245V214H248V212H249V215L251 216H249L250 218H247L249 221H251V220H255L256 222H260V223H262L263 221H264V218H262V217H264V210H263V208H264V203H263V205H260ZM260 206L258 207V208H255V213H256V211H258V210H256V209H261L260 208ZM2 207V208H1ZM51 207H52V205H51ZM50 206H49V209L51 208ZM54 207L55 208H57L55 205L53 206V209H54ZM59 207V206H58ZM187 207V206H186ZM185 207V208H186ZM235 207H232V211H233V209H234ZM241 208H244V205H243V207H241ZM8 212V213H5L6 211ZM52 209V208H51ZM50 209V210H51ZM52 209V211H50L51 213H49V212H47V213H49L48 214V217H50V218H48V220L50 219V221H48V224L49 225H51V227H52V225H54L55 224V220H54V215L56 214L55 212H57V211H54ZM59 208H57L56 210H58ZM111 209V208H110ZM184 209V208H183ZM220 209H222L223 210V208H221L220 207ZM112 210V209H111ZM217 210H219V207L217 208ZM221 210V211H222ZM243 210H245V212L243 211ZM252 210H254V209H252ZM220 211V210H219ZM224 211V210H223ZM222 211V212H223ZM231 211V212H232ZM241 211H243V212H241ZM182 212H184V211H182ZM235 212L233 213V214H235ZM11 214V213H10ZM53 214V215H52ZM263 214V215H262ZM51 215V216H50ZM54 216V217H53ZM58 216V215H57ZM114 216V215H113ZM222 216V215H221ZM221 216H218L219 218H218V220H217V218H215L216 220H217V224H216V226L215 225H213L214 227H213V230H214V228H215V234H217L215 237H214V241L215 242H213V241H211V242H213L214 244H216V245H218V246H215L216 248L213 250L214 252H215V250L216 249H218V250H220L221 248H224L225 247V245H223V244H225V242H223L224 240H223V238L224 237H222L221 235V233H222V231L224 230V227L226 226H224V222H225V217L224 216H222V219H221ZM5 217H4V219H5ZM43 217H45V216H43ZM53 217V218H52ZM234 217H235V215H234ZM237 217V218H238ZM241 217V218H240ZM254 219H253V218ZM41 218V219H40ZM195 218H197V217H195ZM236 218V217H235ZM256 218V219H255ZM44 219H47L46 217L44 218ZM51 219H53V220H51ZM55 219H57V218H55ZM224 219V220H223ZM244 219V218H243ZM243 219H241V220H243ZM258 219H259V221H258ZM32 220V221H31ZM43 220V218H42V216L41 217H39V218H29V220L27 221H25V226H24V228H23V230H22V228L21 227H18V225H22V223H19V224H17L16 225V227L17 228H21L20 230L18 229L17 231H15V234H14V232H13V234H11V236L13 235V236H15L16 237V239H17V245H19L18 243H20V245L22 246L21 247V250H22V255L20 254H18V256H21V258L20 257H18L19 258V261H15V259H17L16 257H17V254H16V252H14L15 254H16V257L13 255L14 253H12V251L16 248L17 249V245L16 244H14V243H9V244H11V245H8V243L6 244L7 246L6 247H8V246H10V248H14L13 250L12 249H10L9 247L7 248V252H9V255H8V253H5V251L6 250H4V249H6V248H4L3 247V250H4V252H3V254H4V256L5 255H7V256H2V260L6 263L7 261L8 262H10V261H15V262H13V263H18V264H24V263H21L20 262V260H25V259H27V258H25L24 257V255H27V256H29L28 255V249L27 248H29L28 246H31L30 244H31V236H32V231H34L35 230V227H36V229L38 230V226L40 227V229L42 228L41 226H42V224H40V222ZM60 220V219H59ZM215 220V221H216ZM240 220V221H241ZM263 220V221H262ZM30 221V222H29ZM44 222H45V220H43ZM47 221V220H46ZM51 221H52V223H54V224H52L51 223ZM73 222H74V220H72ZM238 221V220H237ZM27 222V223H26ZM28 222H29V224H28ZM35 222V223H34ZM50 222V223H49ZM255 222V223H256ZM1 223H2V225H1ZM60 222L58 221V224H59ZM239 223H248V222H245V219H244V222L243 221H241V222H239ZM24 224V223H23ZM27 224V225H26ZM37 224H40V225H37ZM219 224V225H218ZM220 224H221V226H220ZM226 224V223H225ZM29 225H30V227H29ZM49 225H47V226H49ZM56 225V224H55ZM0 226H3V222H0ZM22 226V227H23ZM27 226V227H26ZM35 226V227H34ZM183 226H184V224H183ZM15 227V229H17ZM50 227V226H49ZM57 227L58 228H60V229H58L57 228V230L59 231H62L61 230V227H59V225H57ZM4 228V227H3ZM30 228V229H29ZM54 229L56 228V227H53ZM223 228V229H222ZM25 229V230H24ZM53 229V232H54V234H56V233H58V231H55ZM182 229L184 230L185 229V226L184 227H182ZM205 229V228H204ZM222 231H221V230ZM29 230V231H28ZM32 230V231H31ZM36 230V231H37ZM52 229L50 228V230H48V231H51ZM75 230V229H74ZM183 230H182V233L184 234V233H186V231L185 232H183ZM185 230H187V229H185ZM193 230H195V228H193ZM202 231H204L203 230V228L201 229ZM14 231V230H13ZM20 231V232H19ZM47 231V232H48ZM188 231V230H187ZM201 231V232H202ZM46 232V231H45ZM53 232H52V237L54 236V234H53ZM68 232H70V231H68ZM191 235H192V231H188ZM187 232V234L188 235H190L189 233ZM206 232H208V231H206ZM210 232V231H209ZM218 232H220V234L218 233ZM224 232V231H223ZM17 233V234H16ZM42 233V232H41ZM59 233H61V232H59ZM63 233V232H62ZM70 233H72V232H70ZM205 233V232H204ZM202 234H203V232H202ZM209 234V233H208ZM212 234H214V232L212 231ZM214 234V235H215ZM18 235V236H17ZM26 235V236H25ZM33 235H35V233L33 232ZM39 235H43V236H41L40 238H42V239H40V240H43L44 238H45V236H44V234H39ZM56 235H58V234H56ZM187 235V236H188ZM190 235V236H191ZM210 235V234H209ZM213 235V236H214ZM220 235V237H218ZM244 235V234H243ZM10 236V237H11ZM24 238H23V237ZM30 236V237H29ZM58 236H60V234L58 235ZM58 236H56V237H58ZM101 236V235H100ZM183 236V235H182ZM211 236V235H210ZM209 236V237H210ZM245 236H247L246 234H245ZM18 237V238H17ZM34 237V236H33ZM44 237V238H43ZM55 237V236H54ZM55 237V238H56ZM184 237V236H183ZM185 237H186V234H185ZM207 237V236H206ZM208 237V238H209ZM13 238V237H12ZM21 238V239H20ZM23 238V239H22ZM187 238V237H186ZM213 238V237H212ZM211 237H210V240L212 239ZM218 238V239H217ZM57 239V238H56ZM93 239H95V237L93 238ZM92 238H91V240H93ZM183 239H185V238H183ZM188 239H190L189 238V236H188ZM191 239H193V237L191 238ZM190 239V240H191ZM221 239V240H220ZM10 240V239H9ZM8 240V242H10ZM13 240V239H12ZM23 240V241H22ZM27 240V241H26ZM46 240H48L47 239V237H46ZM45 240V241H46ZM87 240V241H86ZM190 240H188L189 241V243H190ZM205 240H207L206 238H204V240L203 241H205ZM14 241H15V239H14ZM20 241V242H19ZM26 241V242H25ZM84 242H81L82 244L81 245H83V247H81V246H78L77 247V252H82L80 249H84L83 251H84V253L82 252V253H77L78 254V256L79 257H85V256H91L92 258H87V257H85V258H87V260L85 259H83L84 260V262L82 261L80 264H94L93 262H94V260L96 259V258H94L93 257V251H96L95 249V247H96V244L94 245V244H91L92 243V241H90L91 243H89L88 241H89V238L87 239H85V240H83ZM185 241V240H184ZM187 241V242H188ZM28 242H30V243H28ZM86 242H88V244L86 243ZM191 242H192V240H191ZM193 242H195V241H193ZM192 242V243H193ZM220 242V243H219ZM84 243V244H83ZM203 243V247H208L207 245H209L210 244V241H209V239L207 240V241H205V242H202ZM212 243V244H213ZM85 244H86V247H85ZM90 244V245H89ZM183 244V243H182ZM186 244V243H185ZM206 244V245H205ZM28 245V246H27ZM80 245V244H79ZM95 247H94V246ZM192 245V244H191ZM190 245V246H191ZM15 246V247H14ZM87 246H88V249L89 250H87ZM94 248H93V247ZM183 246V245H182ZM91 247H92V249H94V250H92L91 249ZM186 247L187 248H190V247H188V245H186ZM218 247V248H217ZM18 248H19V246H18ZM184 248V247H183ZM182 248V249H183ZM16 249L14 250V251H16ZM20 249V248H19ZM235 249V248H234ZM232 250V251H235V250ZM78 250H80V251H78ZM188 251V249H184L183 251ZM17 251H19L18 249H17ZM23 251L25 252V254H23ZM89 251H92L91 252V255H90V252ZM97 251H99V250H97ZM182 251V252H183ZM185 251V252H186ZM221 251H222V253L221 252H219V251H216V253H214V254H216V261L217 262H219V263H221V261H222V263H224V260L225 259H227L226 261H228L229 262V260L231 261L232 260V258L230 259L229 257V260H228V258L225 256L224 258V260L222 259V257L220 256V254H223V251H225V250H223V249H221ZM40 252H43V250L41 251L40 250ZM39 252V254H42V257L43 256H47L48 254H45L46 252H43V253H40ZM85 252L88 254V255H85ZM185 252H184V254H185ZM220 254H219V253ZM238 252V251H237ZM12 253V256H13V258H12V256L10 255ZM100 252H97V254H99ZM225 253V252H224ZM96 254V252L94 253V255ZM182 255V259H184L185 257H186V255ZM229 254H231V253H229ZM51 255V254H50ZM50 255H48V256H50ZM85 255V256H84ZM220 257H219V256ZM232 255V254H231ZM230 255V256H231ZM1 256V255H0ZM47 256V257H48ZM185 256V257H184ZM188 256V255H187ZM215 256V255H214ZM217 256L219 257V258H217ZM233 256V255H232ZM234 258V257H233ZM6 259H7V261H6ZM14 259V260H13ZM90 259V260H89ZM215 259V258H214ZM222 259V260H221ZM235 259V258H234ZM237 259V258H236ZM185 260H186V258H185ZM184 260V261H185ZM261 260H263L262 258H261ZM3 261H0L2 264L4 263ZM184 261L182 262V264L184 263ZM235 262H233L232 263V261H231V264H239V263H241L240 262V260H239V262H238V260H234ZM238 263H237V262ZM264 261V260H263ZM262 261V263L261 262H259V264L261 263V264H264V262ZM23 262V261H22ZM95 262H96V260H95ZM185 262H187V261H185ZM186 264V263H185ZM217 264V263H216ZM229 264V263H228ZM248 264H252L251 262L250 263H248ZM254 264V263H253Z\"/></svg>",
	"mask_w": 264,
	"mask_h": 264
}]
</instances>
